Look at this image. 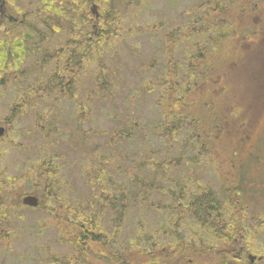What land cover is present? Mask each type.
<instances>
[{
  "label": "rangeland",
  "instance_id": "374dc122",
  "mask_svg": "<svg viewBox=\"0 0 264 264\" xmlns=\"http://www.w3.org/2000/svg\"><path fill=\"white\" fill-rule=\"evenodd\" d=\"M45 1L8 0L3 10L7 16L0 12V20L6 18L0 23V50L3 41L5 48L13 50L11 44L16 38L27 42L24 44H28V48H41L37 53L28 52L25 61L17 63L25 73L23 79L5 82L6 74L2 77L0 71V125L4 124L7 115H16V118L8 116L11 120L0 136V180L21 178L27 165L42 152H39L43 145L42 134L32 133L29 125L41 111L49 110V104H53L51 115L60 124L53 123L56 126L52 127L66 128L54 145L55 162L60 167L59 202L55 206L69 203L75 208L86 204L83 171L88 173L91 160L85 158L91 157L93 152L95 163H100L107 175H111L114 187L125 184L127 212L117 225L116 207L106 208L101 201L94 203L90 213L94 211L96 215L98 229L95 233L97 237L102 236V242L106 239V247H97L91 242L85 247H75V238L61 242L58 228L52 225V217L57 216V212L49 215L21 204L22 208L15 214L12 212L0 221V264H111L109 257L113 251L130 253L126 256L130 263L146 264L142 256L135 258V250L140 247L150 250L163 264H188L185 255L191 252L192 261L202 264L198 247L187 244L190 239H197L189 234L191 229L186 224L178 226L175 223L177 214L160 211L151 204V201H164L165 196L160 197L145 187H136L131 174L125 177L116 173L117 168L120 172H130L138 160L141 163L148 158L159 162L166 157H179L183 165L175 170L161 171L170 178L188 175L200 185L209 186L225 205H228L226 191L231 179L243 180L241 190L247 207L242 213L245 225L242 230L246 238H234L237 248L233 250V256L239 252L241 264H249L248 253L264 257V84L261 82L264 75V15L258 18L260 11L257 10L249 14L252 3L249 5L248 0H138L135 5L128 0H95L101 14L95 20L89 13L87 0H63L64 5L78 6L79 12L89 16L97 25L108 15L118 17L115 24L117 36L93 50L90 42L65 45L71 42L64 37V29L60 27L36 23L32 20L35 17H30L27 22L24 20V9L40 8L46 5ZM61 7L63 5L54 11L59 13ZM242 10L248 13L245 19L239 14ZM12 20L15 23H11ZM82 27L87 32L91 26L83 24ZM71 48L78 73L74 87L79 101H72L67 95L60 99L55 96L53 100L58 102L21 110V104L15 102L17 97L22 99L24 90L31 86L28 82L36 80L39 75L46 76L57 65H62L64 57L60 50ZM191 49L194 52L192 59ZM200 50L206 53L204 59H199L196 54ZM45 52L60 57L54 63L42 66ZM8 53L7 64H10L13 63L11 58H16L17 54ZM98 71L105 79L95 82ZM163 71L176 75L175 81L181 83L182 93L188 87L194 90L197 101L190 104V110L199 120V124L198 121H185L178 141L169 149H166L165 138L153 131L143 133L144 125L150 127L159 112L156 106L162 110L169 106L170 99L165 100L163 95L165 87L155 89V84L150 82L153 80L159 84ZM204 72L206 79L202 82ZM205 82L208 92L200 99L197 91ZM79 115L86 120L75 123ZM131 122H135L138 130L142 128L143 137L126 136L127 140L121 142L116 136L112 137L114 129L132 135ZM76 128L79 129L77 132ZM85 130L93 133V137L88 134L87 139L81 140V131ZM192 137L201 139L188 149L185 141ZM203 139H207L205 148L201 145ZM116 142L119 145L115 152L119 154L112 149ZM188 161L197 164L190 165ZM145 170L147 172H135L134 175L137 179L143 176L144 181L154 176L155 183L162 179L155 169L145 167ZM139 191L146 192L143 197L147 198L148 204H137ZM31 192L38 195L40 186L24 182L11 197L21 202L22 193ZM113 193L114 190L111 193L114 198L116 194L113 196ZM78 224L83 223L79 221ZM176 225V235L169 236ZM233 227L228 222L226 232L236 237ZM224 243L222 239L214 245L229 246ZM204 260L205 264L221 263L213 254H205ZM257 264H264V261Z\"/></svg>",
  "mask_w": 264,
  "mask_h": 264
},
{
  "label": "trees",
  "instance_id": "16d2710c",
  "mask_svg": "<svg viewBox=\"0 0 264 264\" xmlns=\"http://www.w3.org/2000/svg\"><path fill=\"white\" fill-rule=\"evenodd\" d=\"M57 1L58 0H46L45 6H41L40 9H29L26 12V15L34 16L37 20H39L40 23L43 22L44 25L49 23L50 25L60 27L61 30L64 29V37L70 40L72 43H66L65 45L67 46H77L79 42L81 44L90 42L92 49L95 50L103 47V45L107 42V39L110 38L111 41L112 38L117 36L115 24L116 20H118V17L115 18L113 16L111 17V15H108L106 16V21L101 27H97L96 24H90V30L85 32L84 27H82L79 20V7L74 5H64L62 4L64 2L63 0H60L58 3ZM131 1H133V5H135L138 0H128V2ZM59 3L60 6L63 5V7H61L58 13L55 12L54 9L57 10L58 7H60ZM58 20L61 22L64 20L72 21L73 23L67 25L63 23L60 24L58 23ZM88 22L90 21L86 18L85 23ZM24 43L27 42L16 38L14 43L11 44L13 45L12 50L5 48V42L3 41V49L0 50V71L3 72L2 77L4 74H6L4 76L5 82H9L6 79L8 71L15 76L16 80H21L25 77V73L20 71L21 68L17 66V63L22 60L25 61L26 58L24 57L27 56L28 52L33 51V48H28V44ZM72 50V48L68 51L61 49L60 55L62 54V57H64L62 60V65H57L55 70H52L48 75H39L36 80L28 82L31 83V86L29 89L24 90L23 93H25V95L22 96V99L21 97H17L15 102L17 104H21V110L25 108L37 109L39 105H43L44 107L48 105V102H58L59 100H53L55 96L60 99L67 95L72 101H79V98L76 99L74 87L77 82L78 73L74 62L75 54H72ZM8 52L17 54L16 58H11L13 63L10 64H7L8 60L10 59ZM60 55L57 54L56 56L54 53H52V55L45 54L42 59V66H45L49 63H54V61L60 57ZM99 73L100 72L98 71L94 77L96 79L95 82L105 79V77L103 75L100 76ZM171 73L172 72L170 71L168 73L163 71V73L160 74L161 78L159 84H156L153 80H150L151 83L155 84V89H158L159 86L163 88L165 87V89H163V95H165L164 99H170V102L169 106L165 108V110H162L160 107L156 106V109L159 111L156 118L152 123H150V127H146L148 124H145L143 130V133L148 132L151 134L153 131L160 137L165 138L166 143L168 144L166 149H169V147L172 146L174 142L178 141V137L181 135V131H183L182 127L185 125V121H198L199 124L197 115L193 113L192 110H190V104L197 101L194 90L191 87H188L189 89L185 91V93H182L183 90L181 88V83L177 84L175 81L176 75ZM169 78L171 82H169ZM207 92L208 89L205 82V85L203 88H199L197 94L201 99V96L207 94ZM81 105L83 106L82 103ZM53 109L54 105L49 104V110H46L45 112L41 111L39 115L35 117V121L29 125V129L32 131V133L42 134L43 145L42 149L39 150V152H42L35 157L33 162L27 165L26 170L24 171L21 178H17L16 176L11 180H0V221L2 219L8 218V214L12 212L15 214V211L22 208L20 202L14 200V198L11 197V195H14L17 192L20 185L24 182H32L36 184L39 182L41 192L40 201L36 211L38 210L39 212H46L49 215L51 213L54 214L57 212V216L52 217V225L58 228L61 242L75 238L76 240H73L75 247H85L87 242H91L92 244L97 245V247H101V245L106 247V239H104L102 242V236L97 237V234L95 233V231L98 229V226L95 222L96 215L94 211L90 213V210L93 208L94 203L99 201L106 205V208L109 207L112 209L113 207H116L118 225L120 222V217L123 215V213L127 212V192H125V190L123 191L125 184L121 183L119 186L114 187L112 180H110L111 175H107L105 168L101 167L102 165L100 163H95L92 152V154H90L91 157L88 156L85 158L86 160L87 158H90L91 160V166L89 165L90 167L88 173L83 171V176H85V184L87 186H85L84 192L86 204L81 207L76 206L75 208H73L69 203L55 206V204L59 202L57 192L59 190L58 169H60V167L55 162L56 154L54 152V145L58 143L57 138H59L62 133L66 132V128H63L59 125L58 128L52 127L56 126L53 123L60 124L59 121L51 115V110ZM21 113L22 112L19 114ZM81 120L86 119L79 115L77 120L74 122L77 123V121L80 122ZM130 124H132L130 127L131 130H133L132 135L129 133L124 134L121 130L114 129L112 137L116 136V140L120 142L127 140L126 136H133V138L136 139L143 137L141 132L142 128L138 130V128L134 126L135 122H131ZM78 130L79 129L76 128L75 132ZM81 134V140L87 139L88 134H90V137H93V133L91 134L87 130L81 131ZM203 141V143L206 144L207 139H203ZM116 143H114L112 148L114 152L116 147L119 145V143ZM185 144L188 149H192L194 147L193 144H196V137L188 139L185 141ZM115 153L119 154L117 151ZM179 160V157H166L163 160L157 162L154 160H148L147 158L141 163L138 160L137 165H134L130 172L124 170L123 172H120L117 168L116 173H120L121 175L123 174L125 177H128L131 174V180L133 181V184L136 185V187H145L147 190H150L149 192L157 193L160 197L165 196L166 199L164 201H151V204L157 207L160 211H167L169 214H177V216L175 215V223L178 226H180L181 223L183 225L186 224L185 226L191 229L189 234L191 236H196L197 239H190V242L186 243L191 244V247H198L202 264H205V254H213V256H218L221 260L220 264H230V262H232V264H241L240 258L233 256V250H235L237 247H215L214 244L224 239V244H229V246H237V241H235L234 238L237 240L239 238H246V234L244 235L242 230L245 226L242 213H245V207H247L244 201V195L242 194L241 190V181L243 180L239 179L238 177L231 179L232 182L229 183V186L227 187L229 189L226 191L227 199L229 198V200L226 201L228 205H225L223 202L217 199L215 193L209 186L200 185V183L195 182L194 179L188 178V175H185V177L181 175L180 177L170 178L168 174L161 171L169 169L175 170L176 168L181 167L183 164H181ZM104 162L106 163L107 160H104ZM101 163H103V161ZM188 163L190 165L197 164L192 163L191 161H188ZM145 167H149L152 170L155 169V173L160 174L162 179L156 183L154 182V176L149 177L148 181H144L142 179L143 176L138 177L137 179L134 175L135 172H138V174H143L147 172ZM113 190V196L116 194L114 198L111 195ZM144 194H146V192L142 193L140 191L136 194L138 205L145 203L148 204V202H146L147 198L143 197ZM101 210H103L102 207ZM187 218H189V220H187ZM79 221L83 224L79 225ZM228 222L235 226L233 227L235 228L233 232L236 233V237H232L234 234L232 235L226 232L225 227ZM177 225L172 227L171 234H169V236L174 237L176 235ZM203 226L204 229L202 230ZM194 229H196V231ZM93 234L95 236H93ZM250 234L251 233H249L248 236H250ZM203 240L206 241V243H204ZM212 247H215V249ZM113 252L114 253H111L109 257L111 264H117L122 261H124L125 264H133L130 263L129 259L126 257L130 253L125 255L119 251ZM135 253V258L139 259V257L142 256L145 259L146 264H163V262L159 260L157 256H153L150 250L144 247L138 248V250H135ZM191 253L185 255L188 258L187 263L195 264L190 257Z\"/></svg>",
  "mask_w": 264,
  "mask_h": 264
},
{
  "label": "flooded vegetation",
  "instance_id": "af4514ba",
  "mask_svg": "<svg viewBox=\"0 0 264 264\" xmlns=\"http://www.w3.org/2000/svg\"><path fill=\"white\" fill-rule=\"evenodd\" d=\"M88 1V3H89V10H90V7H91V5H92V7H97V10H95L94 11V13H95V15H99V16H101V14H99V9H98V5H97V3H96V1L95 0H87ZM243 1H245V0H243ZM263 1L264 0H255V1H253V0H248V3H249V5L252 3V5L248 8L249 9V14H250V12H253L254 10H257V11H260L259 12V14H257V17L258 18H262V16L264 15V3H263ZM4 2V3H3ZM3 2H1L0 1V12L1 13H3V14H5V17L7 16V12H3V10H4V8H5V6H7V4H8V0H3ZM248 5V6H249ZM259 5H260V8H259ZM246 10V9H245ZM98 12V13H97ZM239 14L241 15V16H244V19L245 18H247L248 17V13L246 12V11H244V10H242V11H239ZM99 16H98V18H96L97 20L99 19ZM2 17V16H1ZM12 17V16H11ZM10 17V18H11ZM264 17V16H263ZM6 18H4L3 20H5ZM3 20H0V23L2 24L3 23ZM11 20V19H10ZM11 23H14V21H10ZM80 22H82V21H80ZM61 23H63V24H70L68 21H66V20H64V21H62ZM60 23V24H61ZM262 23H264V22H262ZM85 24H91V22H88V23H85ZM252 26H254L255 27V21H253V23H252ZM188 27V26H187ZM262 28H263V37H264V24H262ZM251 31V30H250ZM186 37H188L187 35H188V30H186ZM196 47H198L199 48V45H197ZM200 51H202V50H200ZM199 51V52H200ZM197 52L196 54H198L199 55V59H204L205 57H206V53L204 52V51H202V52ZM194 56V52H193V50L191 49L190 50V59H192V57ZM204 69V68H203ZM206 76V73L204 72L203 74H202V82H204L205 81V76ZM201 76V75H200ZM263 77H264V75H263ZM263 77H262V79H261V82L264 84V79H263ZM209 81V80H208ZM210 83H211V81H209ZM194 86V85H193ZM261 86V85H260ZM202 88H203V86H202ZM8 116H12L11 114L10 115H7L6 116V118L4 119V124H1L3 127H4V130H6V127L5 126H7V124L9 123V121L11 120L10 119V117H8ZM5 132V131H4ZM3 135V134H2ZM1 136V135H0ZM37 185H39L40 186V183L38 182L37 183ZM262 193H263V195H262V197H263V199H264V190L262 191ZM191 215V214H190ZM204 229V226L202 227V230ZM235 241H236V239H235ZM228 247H237L236 245H234V246H228ZM236 257H239V252L237 253V256ZM122 262H124V261H122ZM255 262V260L253 259V260H250V263L252 264V263H254Z\"/></svg>",
  "mask_w": 264,
  "mask_h": 264
},
{
  "label": "water",
  "instance_id": "95a60500",
  "mask_svg": "<svg viewBox=\"0 0 264 264\" xmlns=\"http://www.w3.org/2000/svg\"><path fill=\"white\" fill-rule=\"evenodd\" d=\"M0 131H1V129H0ZM23 203L34 205L36 203V197H34V196H25L23 198Z\"/></svg>",
  "mask_w": 264,
  "mask_h": 264
}]
</instances>
